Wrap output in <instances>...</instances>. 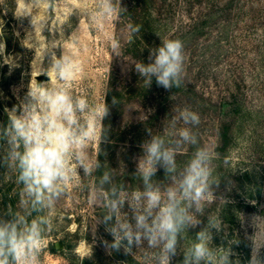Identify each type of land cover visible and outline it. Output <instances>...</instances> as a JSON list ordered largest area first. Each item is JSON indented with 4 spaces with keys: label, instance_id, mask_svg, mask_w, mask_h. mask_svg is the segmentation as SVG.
Here are the masks:
<instances>
[{
    "label": "rangeland",
    "instance_id": "rangeland-1",
    "mask_svg": "<svg viewBox=\"0 0 264 264\" xmlns=\"http://www.w3.org/2000/svg\"><path fill=\"white\" fill-rule=\"evenodd\" d=\"M31 2L0 0V43L4 44L0 54V110L18 105L30 83L35 86L36 81H49L38 78L45 74L33 72V62L44 55L41 67L46 69L50 57L45 50L60 42L63 49H52L56 56L63 50L74 51L83 67L72 83L74 94H83L90 105H95L103 101L104 91L111 84L123 88L124 108L117 120L118 128L142 121L145 141L150 139L147 129L159 134L167 119L176 115L175 108L188 107L197 112L200 124L193 131L202 146L211 148L220 177L219 185L214 187L216 199L207 204L197 227L207 224L209 213L219 215L222 230H213V246L226 247L229 241H238L231 245V259L248 264L250 237L255 232L252 218L264 217V0H121L127 12L108 20L103 31L96 30L88 14L95 0H51L50 4L41 0L28 5ZM25 12L32 16L23 15ZM32 17L33 22L46 23L42 31L33 27ZM129 24L141 26L132 42L127 39ZM113 36L121 43L119 57L112 54L109 38ZM70 37L77 41L75 46ZM163 39H180L184 44V81L173 90L158 86L155 78L147 87L132 64L136 60L148 63L150 50L159 47ZM9 57L14 64L5 63ZM135 81L141 87L131 92ZM236 91L241 98L235 124L237 137L219 157L215 148L222 105ZM183 126L178 123V127ZM194 150L186 145L177 154L178 164L186 163ZM139 157L134 160V168ZM245 171L250 172L251 181L243 177L237 181L235 175ZM80 174L83 176L82 170ZM14 177L15 169L0 168V195L21 191ZM154 178L162 182L165 173L157 172ZM95 183L93 176L69 184L51 213L52 228L45 235L40 264H126L123 250L109 254L103 246V241L111 242L113 237L104 225L96 224L105 210L89 201L88 193ZM250 193L253 197L248 199ZM247 200L253 204L251 210L237 207ZM15 201V210H19V196ZM124 211H128L127 205ZM198 231L188 230L171 264H182L183 251ZM60 242L65 244L63 248ZM56 243L58 251L53 252L51 245ZM128 256L146 264L139 251Z\"/></svg>",
    "mask_w": 264,
    "mask_h": 264
},
{
    "label": "clouds",
    "instance_id": "clouds-1",
    "mask_svg": "<svg viewBox=\"0 0 264 264\" xmlns=\"http://www.w3.org/2000/svg\"><path fill=\"white\" fill-rule=\"evenodd\" d=\"M41 0H32L35 5ZM51 3V0H43ZM127 10L121 0H95L88 10L91 24L103 31L105 23ZM23 15H31L25 12ZM32 16V15H31ZM44 21L33 22L42 31ZM127 39L132 42L141 26L129 24ZM27 39H31L29 35ZM73 46L74 38H69ZM112 54L119 57L120 40L110 37ZM62 47L54 42L47 48L49 65L41 67L44 55L33 62V72L49 77L47 83H30L26 95L18 105L5 109L7 123L0 124V168L15 169L20 184L19 210L0 213V264H40L46 233L52 228V211L67 192L71 183L84 178L97 177L88 193L93 205L105 211L96 224L104 225L113 239L103 241L111 254L123 250L135 256L139 251L146 264H171L180 242L191 228L202 221L206 206L216 199L214 187L220 177L214 167V154L209 146L200 144L193 127L200 124V116L188 107L175 108L176 115L168 118L159 134L147 129L150 139L142 145L136 177L139 188L130 191L123 183H115L111 170L99 160L100 145L108 142L109 128L103 121L110 115L105 102L90 105L83 95L74 94L72 83L83 71L74 51H62L58 57L53 48ZM4 44L0 43V54ZM149 62L136 60L134 70L144 84H156L165 90L180 88L185 76L184 44L180 39H163L159 47L152 48ZM5 63L14 64L12 58ZM32 72V77H33ZM36 80V79H35ZM118 101L114 97L112 104ZM165 121V120H164ZM182 122L183 127H178ZM186 145L195 148L191 158L182 166L177 154ZM103 171L100 173L101 169ZM163 169L165 180L154 179ZM81 170L83 176H81ZM222 204L226 201L221 200ZM127 205L128 211H124ZM255 228L251 240L248 264H264V217L254 216ZM222 230L219 215L208 214L207 224L196 233L183 251L182 264H240L232 260V244L214 247V232ZM146 242V247L144 246ZM136 249V251H134Z\"/></svg>",
    "mask_w": 264,
    "mask_h": 264
},
{
    "label": "trees",
    "instance_id": "trees-1",
    "mask_svg": "<svg viewBox=\"0 0 264 264\" xmlns=\"http://www.w3.org/2000/svg\"><path fill=\"white\" fill-rule=\"evenodd\" d=\"M133 85L134 87H131V92H135V89L141 87L139 81H135ZM237 94V91L233 92L230 96V98L232 99L230 100L229 97H226L222 105L221 122L218 128V142L215 148L216 153L219 157H222L226 154V152L233 145L237 137V130L235 124L237 116L240 112L239 104L241 99ZM123 96V88L117 86L116 84H111L109 86L107 94L105 96V102L110 108V115L103 121L105 127L109 128V136L108 142L100 145L102 151L98 158L101 164L105 165L106 170H111L113 172L115 183H123L125 186L128 187L129 190H135L141 185V182L137 179L135 175L136 168H134V160L140 155H142L141 145L144 140L142 138L143 133L141 131V127L144 125V123L140 121L136 124L130 125V127H117V120L120 116L121 110L124 108ZM114 97L118 101L116 105L112 104V100ZM2 117L3 121L1 120L2 122L0 123L6 124L8 118L4 110L3 112L2 110H0V119ZM102 171L103 168L101 169L100 173H97L96 175L101 174ZM163 172V169H160L158 171V173ZM16 177L17 172L15 170L14 180L17 183ZM235 177L237 181L242 180V177L247 181H251V174L247 171L243 172L240 175L236 174ZM95 179L97 180L96 176ZM18 196V190L15 194H11L9 191L2 193L0 195V213L15 210V198ZM252 197L253 194L250 193L248 199ZM237 207H239V209H242V207H246L248 210H251L253 208V204H251V202L247 200L243 204H238ZM203 224L201 227H196V230H200L204 226ZM60 245L61 248H63L65 244L63 242H60ZM51 250L53 252L58 251L56 244L51 245ZM124 261L126 262V264H141L139 262H136L134 258L128 255L125 256Z\"/></svg>",
    "mask_w": 264,
    "mask_h": 264
},
{
    "label": "water",
    "instance_id": "water-1",
    "mask_svg": "<svg viewBox=\"0 0 264 264\" xmlns=\"http://www.w3.org/2000/svg\"><path fill=\"white\" fill-rule=\"evenodd\" d=\"M39 79H46V78H49L48 76L46 75H40L38 76ZM56 247L58 248L59 247V243H56Z\"/></svg>",
    "mask_w": 264,
    "mask_h": 264
}]
</instances>
